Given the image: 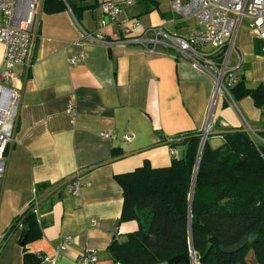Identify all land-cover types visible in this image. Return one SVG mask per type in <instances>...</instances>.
<instances>
[{"label":"crops","instance_id":"1","mask_svg":"<svg viewBox=\"0 0 264 264\" xmlns=\"http://www.w3.org/2000/svg\"><path fill=\"white\" fill-rule=\"evenodd\" d=\"M103 1L69 0L79 9L78 19L69 7L47 13L44 0L38 6L31 56L16 68L13 86L21 100L0 185V264H23L25 249L51 257L67 237L72 241L57 264H78L79 257L91 250L97 253V264H114L108 246L139 228L136 221L119 222L123 191L116 176L145 164L168 167L170 141L185 133H202L210 114L213 122L206 140L214 149L224 143L226 133L244 130L241 117L255 132H264L263 109L251 97L238 101L224 94L214 97L213 78L167 43L156 53L133 44L84 43L82 30L98 32L102 20L107 41L122 37L120 25L103 16ZM134 1L124 7L120 23L138 20L144 27H163L182 37L200 30L195 19L177 21L173 0H151L150 12L141 0ZM235 44L229 68L248 89H255L262 85L264 59L249 23L238 28ZM4 51L0 45V69ZM79 52L83 62L70 66L69 59ZM257 69L261 76H253ZM254 84L259 85L252 88ZM70 101L77 110L74 125L66 114ZM103 132L117 139H102ZM126 133L134 135L131 143L123 142ZM76 183L82 184L78 194L72 191ZM36 201L41 237L22 246L20 226L4 240L13 221Z\"/></svg>","mask_w":264,"mask_h":264},{"label":"trees","instance_id":"2","mask_svg":"<svg viewBox=\"0 0 264 264\" xmlns=\"http://www.w3.org/2000/svg\"><path fill=\"white\" fill-rule=\"evenodd\" d=\"M141 1L150 12L152 1ZM68 7L78 19L79 9L69 0H44L47 13ZM229 93L233 101L251 97L257 108L264 107L263 85L248 89L240 79ZM257 135L260 140L230 131L215 149L206 140L199 160L202 134L185 133L171 145L182 153L168 167L145 164L116 176L123 191L119 222L136 221L139 228L108 246L114 264H264V132ZM33 207L13 221L4 240L20 226L25 245L41 237ZM252 236L257 239L235 253L220 249ZM37 255L25 249L23 264H41Z\"/></svg>","mask_w":264,"mask_h":264},{"label":"built area","instance_id":"3","mask_svg":"<svg viewBox=\"0 0 264 264\" xmlns=\"http://www.w3.org/2000/svg\"><path fill=\"white\" fill-rule=\"evenodd\" d=\"M134 0L117 3L105 0L100 8L103 16L122 28V37L116 41H107L103 34L105 21L99 23V31L87 33L82 30L84 43L112 45H139L146 53H156L157 47L164 43L177 52L178 56L191 63L196 69L210 75L215 83L214 97L225 94L231 101L229 90L239 83V78L229 68V60L236 44L238 28L244 20L250 24L255 38L261 42L264 59V0H173L172 8L178 22L195 19L200 30L189 37H182L164 30L163 27H144L138 20L122 24L119 17L124 7L132 6ZM42 0H0V45L5 49L2 69H0V185L7 173V150L13 143L16 119L19 111L21 92L14 88L17 79L16 68L29 62L34 23L38 6ZM210 48V51H204ZM217 58L221 61L217 62ZM84 60L79 52L69 59L70 66H77ZM263 121H264V107ZM66 114L72 125L76 122L77 110L72 101L67 105ZM212 114L209 115L202 138H207L212 126ZM244 131L254 139L260 140L257 132L246 124ZM100 137L115 140L117 135L103 132ZM134 135L126 133L122 140L131 143ZM183 136L171 140L170 155L172 159L180 156L171 145L179 143ZM82 184L76 183L72 191L78 194ZM34 212H38V201L34 203ZM1 240V239H0ZM72 238L67 237L58 245L51 257L38 254L42 262L57 264L70 244ZM96 251H87L78 259V264H97ZM197 264V262H195Z\"/></svg>","mask_w":264,"mask_h":264},{"label":"water","instance_id":"4","mask_svg":"<svg viewBox=\"0 0 264 264\" xmlns=\"http://www.w3.org/2000/svg\"><path fill=\"white\" fill-rule=\"evenodd\" d=\"M205 141H206V138L203 137L202 138V142H201V147H200V154H199V160H200V156H201V152L203 150V147H204V144H205ZM199 162V161H198ZM192 196H193V191L191 193V199H192ZM26 238L25 237L23 239V241L21 242V245L24 246L25 243H26ZM257 239V236H252V237H249V238H246L244 239L240 244H238L237 246H235L234 248L232 249H225V247L221 246L220 249L221 251H223L224 253H227V254H232V253H235L241 249H243L248 243H253L255 240ZM193 251V250H192ZM199 259L198 256L195 257V261H197ZM164 264H167V263H164Z\"/></svg>","mask_w":264,"mask_h":264},{"label":"rangeland","instance_id":"5","mask_svg":"<svg viewBox=\"0 0 264 264\" xmlns=\"http://www.w3.org/2000/svg\"><path fill=\"white\" fill-rule=\"evenodd\" d=\"M246 23H248L247 20H244L243 23H242V25H245ZM232 61H234V53H233L232 56H231V63H232ZM242 74H243V70H241V71H239V73H237L238 76H241ZM255 75H257V76H261V73H260L259 69L253 71V76H255ZM257 85H259V84H254V85L252 86V88H255ZM262 85L264 86V78H263V81H262ZM219 94H220V93H219ZM224 95H225V94H224ZM236 104H237V103H236ZM241 119H242V123H243V125L246 126V123H245L244 119H243L242 117H241ZM247 124H248V123H247ZM248 125L250 126V124H248ZM250 128H251L252 130L254 129L252 126H250ZM251 264H252V262H251Z\"/></svg>","mask_w":264,"mask_h":264}]
</instances>
